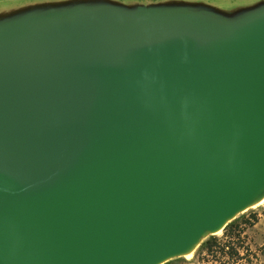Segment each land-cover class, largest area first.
Wrapping results in <instances>:
<instances>
[{"label":"water","instance_id":"1","mask_svg":"<svg viewBox=\"0 0 264 264\" xmlns=\"http://www.w3.org/2000/svg\"><path fill=\"white\" fill-rule=\"evenodd\" d=\"M215 1L0 0V264H166L264 202V0Z\"/></svg>","mask_w":264,"mask_h":264},{"label":"rangeland","instance_id":"2","mask_svg":"<svg viewBox=\"0 0 264 264\" xmlns=\"http://www.w3.org/2000/svg\"><path fill=\"white\" fill-rule=\"evenodd\" d=\"M219 1V2H216ZM219 4H238L245 0H216ZM234 227L239 226L243 234L239 245H241L243 259L238 264H264V202L247 212L239 215L230 223ZM221 240L223 232L211 237ZM209 238L208 240H210ZM200 246L189 258H181L166 264H219L218 259L208 255ZM223 264V263H221Z\"/></svg>","mask_w":264,"mask_h":264},{"label":"trees","instance_id":"3","mask_svg":"<svg viewBox=\"0 0 264 264\" xmlns=\"http://www.w3.org/2000/svg\"><path fill=\"white\" fill-rule=\"evenodd\" d=\"M223 234L224 238L221 240L210 237V240L207 239L203 242L205 244L204 251L217 258L219 264H238L243 259L242 252H240L242 247L239 245V242L242 241L243 230L239 226L234 227L229 224L223 230Z\"/></svg>","mask_w":264,"mask_h":264},{"label":"snow or ice","instance_id":"4","mask_svg":"<svg viewBox=\"0 0 264 264\" xmlns=\"http://www.w3.org/2000/svg\"><path fill=\"white\" fill-rule=\"evenodd\" d=\"M20 8L22 9H31L35 6L37 0H17ZM206 3H210V0H205Z\"/></svg>","mask_w":264,"mask_h":264}]
</instances>
